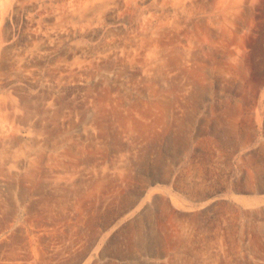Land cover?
<instances>
[{"label":"rangeland","instance_id":"374dc122","mask_svg":"<svg viewBox=\"0 0 264 264\" xmlns=\"http://www.w3.org/2000/svg\"><path fill=\"white\" fill-rule=\"evenodd\" d=\"M0 264H264V0H0Z\"/></svg>","mask_w":264,"mask_h":264}]
</instances>
